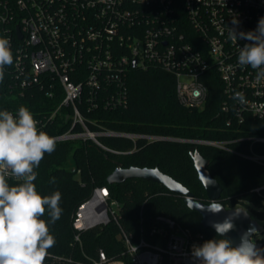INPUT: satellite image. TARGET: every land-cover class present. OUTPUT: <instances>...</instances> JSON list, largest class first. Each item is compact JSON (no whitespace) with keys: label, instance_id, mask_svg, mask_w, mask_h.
<instances>
[{"label":"built area","instance_id":"built-area-1","mask_svg":"<svg viewBox=\"0 0 264 264\" xmlns=\"http://www.w3.org/2000/svg\"><path fill=\"white\" fill-rule=\"evenodd\" d=\"M261 17L264 0H0V38L9 40L13 53V64L5 66L0 81V101L9 106L0 103V108L16 114L24 99H37L31 113L40 130L55 131L50 136L56 142H92L114 151L102 138L123 136L134 142L172 139L226 148L224 140L97 128L98 120L90 115L102 107L127 105L132 68L160 67L174 75L177 99L185 107L204 108L207 82L218 77L220 113L227 125H240L248 116L264 118V78L257 79L258 69L238 63L240 48L250 41L229 38L233 18L239 21L238 32H249ZM236 92L243 93L246 103L234 99ZM247 139L252 145L264 143L260 135L238 140ZM241 155L264 160L255 153ZM120 213L121 203L108 186H95L73 216L75 241L81 243L82 232L114 221L132 264H198L192 249L202 239L172 217L158 214L136 238L120 223ZM89 260L126 264L109 259L102 249Z\"/></svg>","mask_w":264,"mask_h":264},{"label":"trees","instance_id":"trees-1","mask_svg":"<svg viewBox=\"0 0 264 264\" xmlns=\"http://www.w3.org/2000/svg\"><path fill=\"white\" fill-rule=\"evenodd\" d=\"M207 83L209 95L206 106L202 109L185 107L177 99L174 75L160 67L147 70L132 68L127 76V105L115 109L102 107L90 118L98 120L97 128L108 127L121 133L226 141V148L198 145L201 154L209 160L210 173L222 186L220 201L227 208L243 206L254 214L252 217L264 220V160L257 162L241 155H264V143L252 145L251 140H238L246 136H264V118L248 116L240 125H227L220 113L223 99L221 82L215 77ZM0 103L9 106L7 102ZM36 104L37 99L27 98L21 106L35 111ZM46 133L51 135L55 131ZM102 140L114 151L103 150L92 142H57L55 150L45 154L35 169L37 179L34 184L40 194L61 193V218L49 224L56 243L49 249L45 264H90L89 257H96L99 249L104 250L109 259H121L132 264L120 237L119 226L114 221L82 232L81 243L74 239L73 216L95 186H108L111 196L121 203L120 223L136 238L141 228L148 229L158 214L172 217L203 242L220 238L213 229L201 224V215L187 206L183 196L172 193L164 185L141 178H130L120 184L107 181L108 175L116 169V161H120L123 167L158 166L187 186L196 199L207 202L205 188L189 154L190 143L172 139L148 141L144 138L134 142L123 136H104ZM8 182L15 186L20 181L8 179ZM42 219L49 220L47 212ZM262 226L256 240L264 249Z\"/></svg>","mask_w":264,"mask_h":264},{"label":"clouds","instance_id":"clouds-1","mask_svg":"<svg viewBox=\"0 0 264 264\" xmlns=\"http://www.w3.org/2000/svg\"><path fill=\"white\" fill-rule=\"evenodd\" d=\"M232 24L230 39L250 41L240 48L238 63L258 69L257 79L264 78V17L254 31L238 32L236 18ZM12 64L10 42L0 38V81L5 66ZM234 99L246 103L241 92H236ZM56 143L55 137L38 128V121L28 108L21 106L16 114L0 111V264H44L49 249L56 243L49 224L61 218V193L42 195L34 184L35 169L45 154L55 150ZM9 177L20 182L12 186ZM201 210L216 215L224 208L217 200H210ZM46 212L48 221L42 219ZM241 212L235 209L222 221H210L220 238L193 246L192 257L198 264H264V249L258 248L252 239L254 231L242 235L237 246L222 238L233 230V221Z\"/></svg>","mask_w":264,"mask_h":264},{"label":"water","instance_id":"water-1","mask_svg":"<svg viewBox=\"0 0 264 264\" xmlns=\"http://www.w3.org/2000/svg\"><path fill=\"white\" fill-rule=\"evenodd\" d=\"M133 66H136L134 61ZM195 168L198 172V178L202 183L206 191L207 202L204 200L196 199L194 193L183 183L176 180L172 176L164 173L158 166L154 167H123L120 161H116V169H114L107 177L109 184L121 183L130 178H141L148 181L160 183L171 190L172 193L183 196L187 206L197 211L202 219L201 224L205 228L215 229L210 225V221H222L226 216L235 209L242 211L240 215L234 219V228L226 234V239L232 241L233 246H237L240 243L242 235L249 234L252 232V239L255 241L258 248L262 249V243L256 240V234L263 229V226L258 222L257 219L253 218L250 211L243 206L227 208L224 203L220 201L222 194V186L216 178L212 176L208 169L209 160L206 159L199 151L198 145H191L189 149ZM210 200H217V202L223 205L224 211L219 214L212 215L201 209L206 206Z\"/></svg>","mask_w":264,"mask_h":264},{"label":"rangeland","instance_id":"rangeland-1","mask_svg":"<svg viewBox=\"0 0 264 264\" xmlns=\"http://www.w3.org/2000/svg\"><path fill=\"white\" fill-rule=\"evenodd\" d=\"M250 205H251L253 208L258 209V207L254 206L253 204H250ZM251 215L254 216L253 213H251ZM253 218L257 219L258 222H259L261 225H264V220H261V219L257 218L256 216L253 217ZM44 264H45V263H44ZM51 264H55V263H51Z\"/></svg>","mask_w":264,"mask_h":264}]
</instances>
